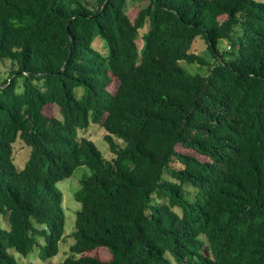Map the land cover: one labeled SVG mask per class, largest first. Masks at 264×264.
<instances>
[{"label":"trees","instance_id":"16d2710c","mask_svg":"<svg viewBox=\"0 0 264 264\" xmlns=\"http://www.w3.org/2000/svg\"><path fill=\"white\" fill-rule=\"evenodd\" d=\"M0 64V264L58 255L82 167L59 264H264V0H0Z\"/></svg>","mask_w":264,"mask_h":264},{"label":"rangeland","instance_id":"374dc122","mask_svg":"<svg viewBox=\"0 0 264 264\" xmlns=\"http://www.w3.org/2000/svg\"><path fill=\"white\" fill-rule=\"evenodd\" d=\"M91 1V0H88ZM143 7L142 4L135 3L134 5H131L129 7V14L131 18H134L139 11ZM142 34V32H141ZM138 47L142 48L143 41L141 38L137 41ZM95 46L97 49L101 50L102 52L105 51L103 44L100 40H97L95 43ZM225 47H229V44H227L225 41H221L219 43V48L221 50H225ZM193 52L199 56H202L209 62H213V59L209 57L208 51H207V45L203 40H198L196 44L193 45ZM181 66L184 67L186 70H188L192 74L196 73H206V68H201L199 65H189L186 62H181ZM10 67H5L4 65L0 64V70L2 72H8ZM7 75V74H6ZM3 76V75H2ZM4 77V76H3ZM111 91H113V88H111ZM44 113L48 116H54L61 119V115L59 114V110L56 107H48L44 110ZM106 135V131L100 126V125H92L90 126L86 131L80 132L81 137H86L93 141L98 148L103 153L104 157L107 159H110L113 157L109 150V146L104 140V137ZM119 144H122V142L117 140ZM181 152H187L182 150L181 148H178ZM31 149L28 148L23 142L17 141L15 143L14 147V159L17 167L19 169H23L26 162L29 159ZM190 154H193L192 152H187ZM176 166L179 168L180 165L176 164ZM89 173V169L86 167L78 168L73 176L71 178L65 179L57 184V188L61 191L63 195V208L66 216V224H65V238L64 240L59 244V253L56 257L49 259L47 261H42L37 255V252L32 253L29 255V257L25 258L13 251H10L11 254L14 255L16 260L21 264H59L62 261H64L69 256V249L72 243H74V237L72 238V234L75 232V221H76V213L78 210H80V204L76 202L74 194L76 191L80 188V180L82 179L83 175L86 173ZM168 177V176H166ZM190 192H193L194 190L192 188H188ZM158 201V200H157ZM159 202V201H158ZM176 211H179L176 208ZM3 226L6 227V224L3 223ZM42 242V241H41ZM93 254H99L103 260L108 259L107 252L104 250H97Z\"/></svg>","mask_w":264,"mask_h":264},{"label":"water","instance_id":"95a60500","mask_svg":"<svg viewBox=\"0 0 264 264\" xmlns=\"http://www.w3.org/2000/svg\"><path fill=\"white\" fill-rule=\"evenodd\" d=\"M0 87H2V86L0 85Z\"/></svg>","mask_w":264,"mask_h":264}]
</instances>
